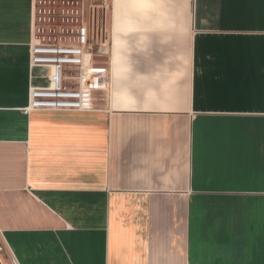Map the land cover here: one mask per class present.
<instances>
[{"label":"crops","instance_id":"1","mask_svg":"<svg viewBox=\"0 0 264 264\" xmlns=\"http://www.w3.org/2000/svg\"><path fill=\"white\" fill-rule=\"evenodd\" d=\"M73 1L104 95L26 113L49 73L29 64L35 3L0 0V248L13 264H264V0Z\"/></svg>","mask_w":264,"mask_h":264},{"label":"built area","instance_id":"2","mask_svg":"<svg viewBox=\"0 0 264 264\" xmlns=\"http://www.w3.org/2000/svg\"><path fill=\"white\" fill-rule=\"evenodd\" d=\"M69 1L34 0L29 64L30 67L47 68L49 73L46 86L29 89L28 106L23 110L26 113L31 110H88L94 92L105 89L104 70L94 68L91 63L95 53L93 30L83 22L76 27L64 24L74 22L80 15L76 8L78 2L74 4L73 0L68 9L74 11L65 10ZM57 17L63 23L53 24Z\"/></svg>","mask_w":264,"mask_h":264},{"label":"rangeland","instance_id":"3","mask_svg":"<svg viewBox=\"0 0 264 264\" xmlns=\"http://www.w3.org/2000/svg\"><path fill=\"white\" fill-rule=\"evenodd\" d=\"M47 5H49L48 3H47ZM60 6H63V5H60ZM79 7V8H78ZM77 9H81L80 10V15H78L76 18H75V20H74V22H72V21H70V22H65L64 24H66V25H68V26H71V27H76V26H79L80 24H82V22H83V15H81L82 14V7L80 8V6L79 5H77V7H76ZM88 8V10H91V13L92 12H94V9L96 10V8L97 7H95L94 5H90L89 6V4H87V7H86V9ZM87 14H88V12H87ZM86 14V15H87ZM90 18V17H89ZM78 19V20H77ZM87 19H88V15L87 16H85V21L87 22ZM48 22V21H47ZM51 22H52V20H51ZM53 24H56V23H63L58 17L56 18V20L55 21H53L52 22ZM87 25H88V23H87ZM48 26H49V24H48ZM49 28H51V27H49ZM92 32H94V38H95V45H93L94 46V50L95 51H97L98 50V48H99V46H100V43H99V41H98V39H99V34H98V32H96V31H92ZM96 35V36H95ZM104 41V40H103ZM101 95V96H103L104 94H103V92H101V91H96V92H94V95ZM1 247V246H0ZM1 249V252L0 253H2V257H3V259L5 260V264H13V262L8 258V256L5 254V251H4V249L3 248H0Z\"/></svg>","mask_w":264,"mask_h":264}]
</instances>
